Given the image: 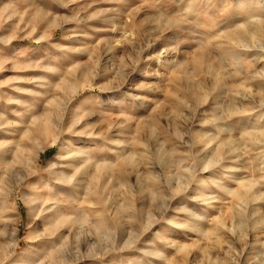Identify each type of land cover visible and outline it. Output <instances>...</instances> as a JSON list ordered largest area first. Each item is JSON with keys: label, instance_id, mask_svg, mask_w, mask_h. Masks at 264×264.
Instances as JSON below:
<instances>
[{"label": "rangeland", "instance_id": "374dc122", "mask_svg": "<svg viewBox=\"0 0 264 264\" xmlns=\"http://www.w3.org/2000/svg\"><path fill=\"white\" fill-rule=\"evenodd\" d=\"M0 264H264V0H0Z\"/></svg>", "mask_w": 264, "mask_h": 264}]
</instances>
